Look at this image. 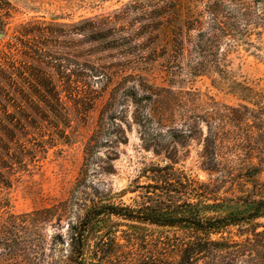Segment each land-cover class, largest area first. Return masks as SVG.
<instances>
[{"label": "rangeland", "instance_id": "1", "mask_svg": "<svg viewBox=\"0 0 264 264\" xmlns=\"http://www.w3.org/2000/svg\"><path fill=\"white\" fill-rule=\"evenodd\" d=\"M5 1L0 155L8 142L1 125H11L6 115L24 133L11 145L20 163L0 166L9 181V188L0 185V264H77L72 228L88 212L117 207L138 214L149 205L151 171L172 165L165 152L156 154L159 143L177 149L176 170L200 182L221 179L203 167L205 122L185 147L174 142L185 130L182 115L220 119V111L219 159L244 160L241 149L257 135L244 107H264V0ZM199 32L213 40L207 44L214 52L194 76L193 56L180 42ZM157 115L162 122L151 121ZM118 127L127 144L117 139ZM45 210L51 212L27 223ZM175 234L106 214L89 224L84 257L151 264L159 241Z\"/></svg>", "mask_w": 264, "mask_h": 264}, {"label": "trees", "instance_id": "2", "mask_svg": "<svg viewBox=\"0 0 264 264\" xmlns=\"http://www.w3.org/2000/svg\"><path fill=\"white\" fill-rule=\"evenodd\" d=\"M5 2L0 0V3ZM1 10H4L2 5ZM208 42L213 43V40L202 32H199L195 40L188 33L180 42L182 52L193 56L194 65L190 72L194 76L206 68L207 59L213 56L214 49ZM198 58L203 61H197ZM244 110L249 114V119H252L257 135L241 149L244 160L239 157L238 161L226 165L219 159L223 129V115L220 111V119L209 117L206 120L198 115H182L179 121L185 130L180 136L174 137V142L185 147L187 140L192 139V132L205 122L208 134L204 136L202 133L201 136L203 167L211 175L221 174L222 178L200 182L184 171L176 170L174 165L177 164V149L169 151L163 149L160 143L157 144L156 154L165 152L172 165L156 167L151 171L153 183L146 187L149 205L138 214L117 207H101L88 212L79 227L72 228L77 264H96L85 260V235L89 224L106 214L176 230L172 240L159 241L151 264H264V231H259L264 227L259 223L264 219V107L254 109L245 106ZM6 118L11 125H1L8 142L1 147L4 153L0 155V166L2 170H11L20 163L19 155L11 145L18 146L21 143L18 133L23 134L24 129L20 122L13 120L10 113ZM157 119L162 122L158 115L151 121ZM170 121L173 124L176 117L168 120ZM118 128L117 139L127 144L126 131ZM187 133L191 134L186 136ZM93 142L96 147V135L89 145L92 151L95 150L92 148ZM6 157L8 163L5 161ZM0 185L9 188V181L2 171ZM50 212L45 210L32 213L26 217L27 223H37L41 220L38 218L40 215ZM162 251L178 253L179 261L163 259L165 255Z\"/></svg>", "mask_w": 264, "mask_h": 264}, {"label": "water", "instance_id": "3", "mask_svg": "<svg viewBox=\"0 0 264 264\" xmlns=\"http://www.w3.org/2000/svg\"><path fill=\"white\" fill-rule=\"evenodd\" d=\"M0 36H1V34H0Z\"/></svg>", "mask_w": 264, "mask_h": 264}]
</instances>
